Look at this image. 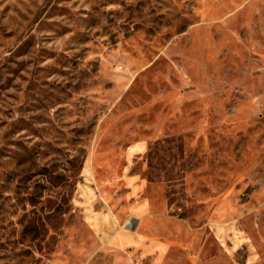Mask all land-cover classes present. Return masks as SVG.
I'll use <instances>...</instances> for the list:
<instances>
[{"label": "rangeland", "instance_id": "374dc122", "mask_svg": "<svg viewBox=\"0 0 264 264\" xmlns=\"http://www.w3.org/2000/svg\"><path fill=\"white\" fill-rule=\"evenodd\" d=\"M0 264H264V0H0Z\"/></svg>", "mask_w": 264, "mask_h": 264}, {"label": "crops", "instance_id": "0c3cea01", "mask_svg": "<svg viewBox=\"0 0 264 264\" xmlns=\"http://www.w3.org/2000/svg\"><path fill=\"white\" fill-rule=\"evenodd\" d=\"M123 236H124V233H120L118 236L116 235L114 237L115 238V241L122 240ZM128 236L131 238L132 243L140 244L142 242L141 239L139 237L135 236V235L129 234Z\"/></svg>", "mask_w": 264, "mask_h": 264}, {"label": "water", "instance_id": "95a60500", "mask_svg": "<svg viewBox=\"0 0 264 264\" xmlns=\"http://www.w3.org/2000/svg\"><path fill=\"white\" fill-rule=\"evenodd\" d=\"M124 226H125L126 228H132V226H131L130 224H124Z\"/></svg>", "mask_w": 264, "mask_h": 264}]
</instances>
